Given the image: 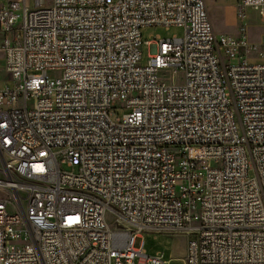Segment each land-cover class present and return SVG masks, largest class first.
Masks as SVG:
<instances>
[{
    "label": "built area",
    "instance_id": "built-area-1",
    "mask_svg": "<svg viewBox=\"0 0 264 264\" xmlns=\"http://www.w3.org/2000/svg\"><path fill=\"white\" fill-rule=\"evenodd\" d=\"M172 25L143 64L142 28ZM0 44V264H169L145 230L264 264V38L234 62L257 46L205 0H0Z\"/></svg>",
    "mask_w": 264,
    "mask_h": 264
},
{
    "label": "rangeland",
    "instance_id": "rangeland-1",
    "mask_svg": "<svg viewBox=\"0 0 264 264\" xmlns=\"http://www.w3.org/2000/svg\"><path fill=\"white\" fill-rule=\"evenodd\" d=\"M209 12V16L213 23L217 36H246L247 41L257 46L256 51L247 53L245 47L238 48V58L233 61L237 62L240 57L254 58L260 55L261 41L264 38V8H247L245 14L239 13V5L241 0H205ZM142 63L146 64L149 59V53L154 52L156 48V40L159 37L170 38L174 36L182 37L185 33L184 27L172 25L166 26H147L142 28ZM146 41H151L148 45ZM1 46V44H0ZM160 75H167L168 80L174 83H182L184 74L182 70H165ZM171 77L173 79H171ZM10 74L6 71L5 60L0 52V87L6 85L12 86ZM253 176L254 172L251 171ZM108 221L112 227L116 222L112 215H108ZM189 233L171 232L161 230H145L137 237V243L144 242V248L149 255L157 252H164L166 260L169 264H186V250L188 247Z\"/></svg>",
    "mask_w": 264,
    "mask_h": 264
}]
</instances>
